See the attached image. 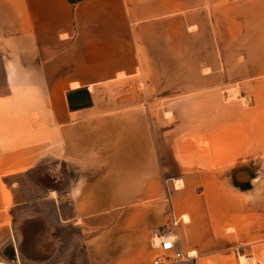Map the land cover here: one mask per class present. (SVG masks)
Segmentation results:
<instances>
[{
	"label": "crops",
	"instance_id": "1",
	"mask_svg": "<svg viewBox=\"0 0 264 264\" xmlns=\"http://www.w3.org/2000/svg\"><path fill=\"white\" fill-rule=\"evenodd\" d=\"M0 63V264H152L170 214L264 264V0H0Z\"/></svg>",
	"mask_w": 264,
	"mask_h": 264
},
{
	"label": "built area",
	"instance_id": "2",
	"mask_svg": "<svg viewBox=\"0 0 264 264\" xmlns=\"http://www.w3.org/2000/svg\"><path fill=\"white\" fill-rule=\"evenodd\" d=\"M180 218L170 214L161 225L153 228L150 235V245L154 250L152 264H169L178 261H192L195 253L183 251L177 245V226Z\"/></svg>",
	"mask_w": 264,
	"mask_h": 264
},
{
	"label": "rangeland",
	"instance_id": "3",
	"mask_svg": "<svg viewBox=\"0 0 264 264\" xmlns=\"http://www.w3.org/2000/svg\"><path fill=\"white\" fill-rule=\"evenodd\" d=\"M3 63H0V95L2 93L5 92L6 90V83H5V68L4 66H2ZM203 63H201L202 65ZM234 64L233 63V69H232V72L234 74H237L238 73V69L239 68H236L234 67ZM245 65H248L249 69H253L255 71L256 67L257 66H261L263 65L264 63H244ZM204 65V64H203ZM251 66L253 68H251ZM207 68H201V71H206ZM263 77L262 80H260L257 84L254 82V81H248V83H246V87L250 90V89H255V87H258V90L261 88L262 91L264 92V72L262 73L261 75ZM241 101L244 105H249L250 104V99L248 96H244V97H241ZM263 103H264V94H263ZM206 116H201L200 117V120H201V127L203 125H206ZM49 167H50V164L49 163H44L40 166V169H37L35 170L36 174H37V182H40L39 185L41 186V189L45 188L47 185H49L52 181V177L50 175V170H49ZM23 176L20 175V174H14V175H11V176H8L7 178V181L10 182L12 179H17V178H22ZM27 185V184H26ZM28 186V185H27ZM25 187V189H28V187ZM27 190H22V194H32V189L30 188L29 191ZM239 260V264H249V262H247L245 260V258L242 256V257H239L238 258ZM169 264H197V261H195L194 259L192 261H178V262H174V263H169Z\"/></svg>",
	"mask_w": 264,
	"mask_h": 264
},
{
	"label": "water",
	"instance_id": "4",
	"mask_svg": "<svg viewBox=\"0 0 264 264\" xmlns=\"http://www.w3.org/2000/svg\"><path fill=\"white\" fill-rule=\"evenodd\" d=\"M68 99L72 108L86 106L91 103L87 88L72 90L68 93Z\"/></svg>",
	"mask_w": 264,
	"mask_h": 264
},
{
	"label": "trees",
	"instance_id": "5",
	"mask_svg": "<svg viewBox=\"0 0 264 264\" xmlns=\"http://www.w3.org/2000/svg\"><path fill=\"white\" fill-rule=\"evenodd\" d=\"M70 1H72V2H76V1H78V0H70Z\"/></svg>",
	"mask_w": 264,
	"mask_h": 264
}]
</instances>
